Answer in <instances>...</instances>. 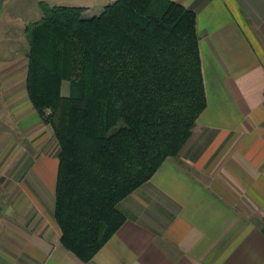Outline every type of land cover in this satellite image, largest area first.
<instances>
[{
  "label": "crops",
  "instance_id": "1",
  "mask_svg": "<svg viewBox=\"0 0 264 264\" xmlns=\"http://www.w3.org/2000/svg\"><path fill=\"white\" fill-rule=\"evenodd\" d=\"M40 1L0 0V43L26 41ZM114 1L69 4L91 17ZM169 1L195 15L206 108L178 155L118 203L124 223L88 262L60 245L44 194L58 146L46 156V125L28 113L27 53L0 61V121L37 133L17 162L0 161L15 170L0 177V264H264V0ZM6 144L17 146L11 134Z\"/></svg>",
  "mask_w": 264,
  "mask_h": 264
},
{
  "label": "trees",
  "instance_id": "2",
  "mask_svg": "<svg viewBox=\"0 0 264 264\" xmlns=\"http://www.w3.org/2000/svg\"><path fill=\"white\" fill-rule=\"evenodd\" d=\"M38 8L25 90L58 146L60 245L88 262L124 223L118 203L178 155L206 108L195 15L169 0H116L91 17Z\"/></svg>",
  "mask_w": 264,
  "mask_h": 264
},
{
  "label": "rangeland",
  "instance_id": "3",
  "mask_svg": "<svg viewBox=\"0 0 264 264\" xmlns=\"http://www.w3.org/2000/svg\"><path fill=\"white\" fill-rule=\"evenodd\" d=\"M42 1L47 3L49 6L77 7V6H72V4H69V0H42ZM88 5H90V4H88ZM94 5L97 6L96 4H94ZM40 18H41V12L38 9L37 18L35 20H31L30 19L29 20L30 21L29 24L38 21ZM16 51H19L23 55H24V52L27 53L28 47H27L26 41L23 40V41H17V42L11 41V42L0 43V61L1 60L9 61V59H10L9 55H11V54L14 55V53ZM24 60H25V58H23V61ZM68 89H69L68 82H64L62 84V89H61L62 90V94L63 95H67L68 94ZM28 102H29V100H28ZM8 109L9 108L6 107V106L3 108L4 112H7L6 114H9L8 112L10 110L8 111ZM30 109H32L31 105H30L29 110ZM28 113L31 114V110ZM10 116L12 117L13 115L11 114ZM16 123H17V119H15V117L13 118V120L7 119V121L6 120L0 121V161L1 160L3 162L10 161V163L13 162V161L17 162V160L20 159V155L22 153L20 148H23V149H26V150H30L31 146H35V144H36L35 140H33V139L37 136V133L34 132L33 129H30L29 131L32 132L33 134L29 133V137H28V135L25 136L23 134H20L19 130L17 131L14 128V125H16ZM46 131L47 132H45V135H46V133L48 134L47 136L49 137V142H48V147L46 145L45 154H46V156L48 155V157H49V155H50L49 152L52 153V150H55L56 141L53 138V132H52V130H51V128L49 126H46ZM8 134H11L12 137H14V140L16 141L17 146L6 144V142L8 141ZM29 139H31L32 141H30L28 143L27 142H25V143L23 142V140L24 141H28ZM46 143H47V141H46ZM25 155L31 156V153H27L26 154V152H24L22 154V157H23L22 161L25 160V157H26ZM30 159H33V158L30 157ZM3 171L4 170H0V177L2 179H4V177H10L11 178L13 176V173L15 172V170L10 169V171L7 170V173L5 174V173H3ZM0 183H2V181H0ZM45 188L46 189H45V193L44 194H45L46 200L48 199L49 196L54 197L53 191H51L50 188H48L47 185H46Z\"/></svg>",
  "mask_w": 264,
  "mask_h": 264
}]
</instances>
